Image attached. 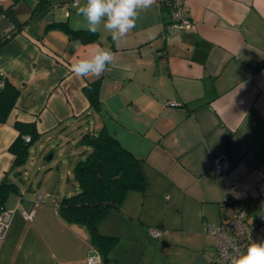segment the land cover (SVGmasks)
<instances>
[{
  "label": "crops",
  "instance_id": "1",
  "mask_svg": "<svg viewBox=\"0 0 264 264\" xmlns=\"http://www.w3.org/2000/svg\"><path fill=\"white\" fill-rule=\"evenodd\" d=\"M167 1L155 0L113 41L102 25L95 38L75 34L87 30L77 14L85 0H0V37L8 35L0 88L17 90L0 122V181L18 185L26 173L10 150L15 122L33 124L37 137L21 138L36 157L66 131L77 139L104 127L140 160L145 180L98 221L97 232L115 238L98 245L88 227L59 212V200L79 189L71 169L80 151L67 152L65 176L49 171L29 195L19 185L8 194L4 207L15 211L0 264H88L96 254L91 264H211L213 239L203 225L228 222L238 201L264 241V0H182L191 28L173 24ZM97 45L112 50L113 62L100 76H76L72 63ZM95 79L99 112L83 91ZM221 155L230 164L222 175L213 168ZM38 192L44 196L33 206ZM20 207L34 209L32 218Z\"/></svg>",
  "mask_w": 264,
  "mask_h": 264
},
{
  "label": "trees",
  "instance_id": "2",
  "mask_svg": "<svg viewBox=\"0 0 264 264\" xmlns=\"http://www.w3.org/2000/svg\"><path fill=\"white\" fill-rule=\"evenodd\" d=\"M92 39L96 33L87 30L74 31ZM8 35L0 37L2 44ZM99 79L87 83L83 87L91 111L99 112L100 99L98 96ZM17 90L3 85L0 88V122H4L14 103ZM19 135L10 145L15 154V165L24 166L29 157V142H24L21 135L30 134V140L37 137L33 124L15 122ZM80 148V157L72 166V173L76 178L79 189L77 192L63 196L58 203L61 216L67 222L85 225L89 228L93 241L107 245L114 241V237L102 235L97 232L96 226L108 210L118 207L129 189H143L145 180L140 168V160L125 149L120 142L101 127L99 130L82 132L76 139ZM51 152V151H49ZM18 189L14 182L0 181V210L10 192Z\"/></svg>",
  "mask_w": 264,
  "mask_h": 264
},
{
  "label": "clouds",
  "instance_id": "3",
  "mask_svg": "<svg viewBox=\"0 0 264 264\" xmlns=\"http://www.w3.org/2000/svg\"><path fill=\"white\" fill-rule=\"evenodd\" d=\"M155 0H85L77 14L86 21L87 31L95 34L102 25L113 41L123 39L136 27L140 12L148 10ZM114 53L97 45L93 53L76 59L71 65L78 77L100 76L113 62ZM230 264H264V241H252L246 250L230 256Z\"/></svg>",
  "mask_w": 264,
  "mask_h": 264
},
{
  "label": "built area",
  "instance_id": "4",
  "mask_svg": "<svg viewBox=\"0 0 264 264\" xmlns=\"http://www.w3.org/2000/svg\"><path fill=\"white\" fill-rule=\"evenodd\" d=\"M79 0H71L72 5H76ZM161 1V0H156ZM59 5V4H58ZM57 4L55 6H58ZM65 7H68L69 2L61 3ZM167 6L170 10V16L174 25L179 28H191L193 22L188 17L182 0H169ZM170 106H177L178 103L173 100L167 101ZM25 140L29 141L30 136H25ZM229 161L223 155L216 157L213 162L214 170L220 175L227 172L229 169ZM44 194L41 192L36 193L33 206L38 204ZM234 215L228 221L220 224L207 223L203 225V230L206 231L213 239L214 256L211 260V264H230V256L238 252L246 250L247 246L252 242H260L255 237L253 230L255 225L247 221V211L242 202H233ZM21 214L26 219H31L34 209L26 211L23 208H19ZM15 209L2 208L0 210V239L5 236L10 220L13 216ZM150 234L152 236H158L159 232L156 227L150 228ZM100 261L99 255L90 256L87 258V263H96Z\"/></svg>",
  "mask_w": 264,
  "mask_h": 264
},
{
  "label": "rangeland",
  "instance_id": "5",
  "mask_svg": "<svg viewBox=\"0 0 264 264\" xmlns=\"http://www.w3.org/2000/svg\"><path fill=\"white\" fill-rule=\"evenodd\" d=\"M64 134L65 139L62 142L60 139L55 138L44 143L41 149L37 148L38 144H34V146L31 147V150L38 149L37 153L40 155L39 157H36L35 153L31 151L28 161L25 165L26 173H23V170L21 181L17 180V183H19L18 185L20 187V192L23 195H29V190L31 188L37 189L36 186L38 185L42 175L49 171H51V173L57 174V179H59L60 174H62V177L66 175L67 166L65 163H62L61 160L67 158V152L68 154H74L78 152L80 148L76 144V138L74 139L73 137L78 133L66 131ZM49 151L53 153V156L50 159H46L45 157L48 155ZM32 179H34V182H31Z\"/></svg>",
  "mask_w": 264,
  "mask_h": 264
},
{
  "label": "water",
  "instance_id": "6",
  "mask_svg": "<svg viewBox=\"0 0 264 264\" xmlns=\"http://www.w3.org/2000/svg\"><path fill=\"white\" fill-rule=\"evenodd\" d=\"M52 157V154H48L47 159H50Z\"/></svg>",
  "mask_w": 264,
  "mask_h": 264
}]
</instances>
